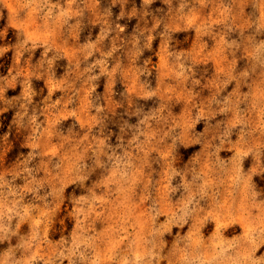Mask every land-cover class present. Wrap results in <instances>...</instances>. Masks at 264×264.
Segmentation results:
<instances>
[{
	"label": "rangeland",
	"instance_id": "374dc122",
	"mask_svg": "<svg viewBox=\"0 0 264 264\" xmlns=\"http://www.w3.org/2000/svg\"><path fill=\"white\" fill-rule=\"evenodd\" d=\"M0 264H264V0H0Z\"/></svg>",
	"mask_w": 264,
	"mask_h": 264
}]
</instances>
